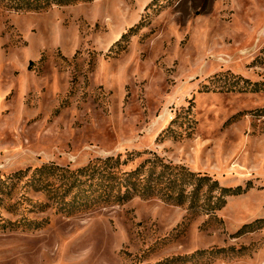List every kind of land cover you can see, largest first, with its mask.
<instances>
[{"label": "rangeland", "instance_id": "obj_1", "mask_svg": "<svg viewBox=\"0 0 264 264\" xmlns=\"http://www.w3.org/2000/svg\"><path fill=\"white\" fill-rule=\"evenodd\" d=\"M117 155L238 190L62 211L26 183ZM0 264H264V0L0 4Z\"/></svg>", "mask_w": 264, "mask_h": 264}, {"label": "trees", "instance_id": "obj_2", "mask_svg": "<svg viewBox=\"0 0 264 264\" xmlns=\"http://www.w3.org/2000/svg\"><path fill=\"white\" fill-rule=\"evenodd\" d=\"M76 1L81 0H0V4L17 12H39L54 5L71 4ZM221 77L226 81L233 80L231 86L226 81L223 84V88L227 90L235 89V84L242 79L234 75ZM252 89L260 88L254 86ZM125 164L126 160H122L121 155L98 158L76 169L46 163L36 167L28 176L26 183L36 191L44 192L53 198L62 211L84 210L112 203L121 204L136 195L149 198L157 194L166 202L174 204H183L190 198V206L196 207L201 190L206 186L208 197H216V201L213 206L211 202L205 206H210L209 208L215 211L225 205L227 196L238 190L223 186L208 175L196 174L185 166L169 165L163 160H146L145 163L130 170L123 167ZM24 173L25 171L17 172V179L21 180L27 175ZM190 183H193V189L187 193Z\"/></svg>", "mask_w": 264, "mask_h": 264}]
</instances>
